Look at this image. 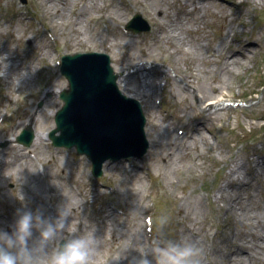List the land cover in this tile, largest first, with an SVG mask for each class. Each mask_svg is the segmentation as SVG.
I'll return each instance as SVG.
<instances>
[{
	"label": "rangeland",
	"instance_id": "374dc122",
	"mask_svg": "<svg viewBox=\"0 0 264 264\" xmlns=\"http://www.w3.org/2000/svg\"><path fill=\"white\" fill-rule=\"evenodd\" d=\"M89 1L92 0H26L23 9H27L35 20L29 22L21 20V8L17 10L16 0H0V11L3 12L0 18V64L2 66L12 64L9 72H13V77L10 78L6 71L0 69V114H6L5 121L0 124L1 153L8 146L20 145L17 138L29 124L33 129L34 138L37 131L51 129L49 130L51 132L55 128L54 113L63 103L61 100L52 99L44 105V101L49 98L45 93L52 87L67 86V79L56 73L58 67L55 63L67 54L96 51L113 54L115 60H122L127 52L123 59L129 62L142 61V55L146 53V58L154 63L157 71H166L173 78L170 80L164 100L163 113L166 116L175 115L177 119L190 121L196 114L205 112L209 102L215 103L217 100L230 108L220 109L217 114L210 113L207 108V113L211 117L205 118L206 126L214 128L216 125V134L205 131L212 148L198 145L199 147L191 150L189 154H180L171 166L172 170L168 171L169 165L166 164L162 147L157 145L159 139L153 132V116L149 115L147 105L145 115L150 116L148 136L152 142L148 154L144 159L106 161L103 164V175L97 179L112 185L115 189L118 188L121 193L126 190V185H130L135 174L141 176L140 186L129 196L130 199L122 197L119 193L111 196L108 193L109 189L89 187L88 184L98 182L87 177L86 172L90 170L91 164L85 155H77L75 148L56 147L51 141H47L48 148L45 146L38 150L33 148L46 164V175H40L37 168L36 170L29 168L28 171L27 167L19 164L15 165L16 170L22 171L24 175L31 173L32 182L16 179L10 173L3 174L4 176L0 178V228L10 230L9 225L14 220L15 210L21 207L33 211L41 208L47 215L45 201L51 198L56 206L59 205L55 192L58 188L56 183L69 177L80 186L81 191L75 192L62 182L64 187L85 207V212L80 217H72L78 221H72L70 228L73 231L78 230L80 234L95 233L105 243L104 251L98 256L94 255L93 264H111L116 261L112 253H118L115 251L119 249L111 241V236H107L105 241L104 233L98 230L95 222L96 215L105 218L111 214L107 200L112 199L119 208L126 210L127 216L120 219L122 221L135 219L136 225H133V228L142 235L143 216L146 211L139 212L137 205L141 200L143 205L147 206L143 202V196L150 184L154 186L153 197L158 205L155 217L157 235L159 233L168 239L186 237L192 242L190 232H199L195 234L198 237V243L195 244L202 249L201 257L209 259L211 251L219 245L217 241L219 235H216L217 228L214 225H204L203 221L208 216L206 220L210 219L218 226L225 228L229 225L227 229L225 228V236L243 243L241 240L247 229V226H244V219L235 218L232 221L230 214L226 213V207L216 203L210 193L220 184L225 186L226 178L223 173L228 168L230 157L246 161L247 166L254 167L253 161L257 159L255 153L264 155V0H226L227 2L223 0L219 1L220 3L217 0H96L94 6L84 9ZM230 1L234 5V2H245L249 12L245 18L246 25L238 27L241 30L238 38L242 40L240 46L245 45L243 47L245 56H238L240 68L231 66L225 70L221 66V70L217 71L216 61L206 62L202 56L209 51V46L215 52L221 49L224 54L228 52H225L228 40L220 42V36L223 33L221 15L231 14L230 9L233 7L228 3ZM158 6L167 10V17H164L163 13L158 14L161 24L164 25L160 28L159 23L150 21V17H154L150 12L156 11ZM62 7L65 13L61 19H56L55 17L62 13ZM135 14L141 15L149 29L151 28L150 32L145 33L144 40L127 38L120 33L119 25H126ZM103 22L107 23V27ZM45 28H49L57 39H53L56 44L53 49L47 42ZM105 29L111 30V33L106 34ZM167 34H171L170 40L166 39ZM201 39L203 47L196 52L190 44L196 45ZM234 40L233 49L235 47L233 44H236V39ZM234 57L236 55L228 57L230 63ZM191 58H194L193 61ZM217 59L222 60V56ZM117 71H122L117 77L119 81L125 76L126 70L122 68ZM27 75L32 76L31 81ZM205 93L209 94L206 102L203 99ZM220 95H226L228 99L224 100ZM154 98L155 96L152 100ZM30 116L33 120L34 117L37 119L36 124L30 123ZM157 121L161 126L170 127L176 135L178 128H185L178 125L175 129L159 117ZM158 132L159 129L156 133ZM159 137L161 142L165 140ZM31 148L32 146L29 149ZM66 150L76 156L77 164L65 157ZM165 154L169 157L174 156L175 150L169 147ZM3 157L7 158L5 152ZM133 165L140 168L130 167ZM143 166L151 169V176L158 181L155 185L152 181L149 183L148 177H145L147 175L143 176L141 173ZM5 167L3 160H0V171ZM242 173L244 187L235 192L241 196L242 202L245 201L247 209L252 208L259 212L264 206L261 200V197L264 199V179L262 178L263 181L250 179L245 170H242ZM34 184H37L39 189L34 187ZM50 185L54 187V193H51ZM98 190L103 195H98ZM86 199L87 203H84ZM197 206L202 212L195 218L192 214L195 213L194 209ZM93 211L95 213H92ZM161 217L167 218L163 228L159 224ZM138 224L141 226L137 227ZM84 225H87L86 230ZM88 226L91 231H88ZM122 244L123 242L119 245ZM221 247L225 248L227 245L223 244ZM215 251L212 252V256L218 257L216 259L213 256L215 264H234L233 260L226 259L225 252L215 254Z\"/></svg>",
	"mask_w": 264,
	"mask_h": 264
},
{
	"label": "bare ground",
	"instance_id": "6f19581e",
	"mask_svg": "<svg viewBox=\"0 0 264 264\" xmlns=\"http://www.w3.org/2000/svg\"><path fill=\"white\" fill-rule=\"evenodd\" d=\"M217 2L220 3L219 0H217ZM95 3L96 0L89 1L87 4H85L86 6L84 5L85 6L84 9L90 6H94ZM234 3L235 5L233 7L235 9V12L231 13L230 15L229 14L221 15V17L223 18V23L221 24L223 33L220 36L221 37L220 42H224L225 40H228V42L226 43L227 46L225 47V52L227 51L228 52L224 54L222 49L215 52L209 46L208 47L209 51L202 56V59L206 62L216 61L215 64L217 65L216 67L217 71L221 70V66L225 70L229 69L231 66L237 69L240 68V65L238 64L239 63L238 56H242V57L245 56L244 53L245 51L243 48L245 47V45L243 47L240 46L242 40H240L238 36L241 35L240 33L241 30L238 27L243 26L245 24V18L247 17L249 12L246 8L245 2H239V3L234 2ZM237 5L239 8L237 7ZM155 10L156 11L153 10L150 12L153 13L154 15V17H150V21H155L156 23H159L158 28L162 26L164 27V25L161 24L162 22L158 14L163 13L165 17L167 15V10L161 6L156 7ZM61 11L62 13L58 11V13L60 14L58 15V17H55L56 19L57 18L61 19V17L64 15L65 13L64 7H62ZM30 18L31 20L33 19L32 15L30 16ZM170 26H172V24ZM109 33H111V30L109 31ZM171 34L170 35L167 34L166 39L170 40ZM234 39H236V44H233L235 45L233 49L232 42L235 41ZM50 40L51 39H48L47 42L49 46L52 48L53 44L51 43ZM190 46L193 50L198 52L203 47V41L201 39L199 42H197L196 45L190 44ZM87 52H92V51H87ZM254 52H256L255 49ZM132 53L130 52V54ZM230 54H234V55H230ZM235 55L236 57H234V59H232L230 63L228 57ZM124 56L123 58H125ZM219 56H222V60L217 59ZM253 56L254 55H252V57ZM111 57L113 58V59L111 58L113 62V69L116 73L122 72V71H117V69L119 70L123 68L124 70H126L125 76L123 78H120V80L117 82L121 91L129 97L138 99L143 105V107L147 108V105L149 106L148 109L149 115L153 116V120H152L153 128H154L153 132L154 134H156L157 138L159 139L157 145L161 146L163 149L166 164L169 165L167 168L168 171L172 170L171 166L174 165L175 163L174 161L177 159V157L180 154L181 155L189 154L191 150L196 149V147L199 146H203L204 148L208 147L209 149L212 148L209 139L206 137L205 131H210L211 133L216 134L215 132L216 125L214 126V128H209L206 126L205 118H209L210 116V114L207 113V108H209L210 113L217 114V112L220 109H227L230 107L225 106L223 102L217 100L215 103L209 102V105L205 108V112L202 111L201 114L199 113L195 115V117L193 118L195 121L194 125L192 118L190 119V121H182L180 119L174 120L172 117L166 116L163 113L164 110H162L161 107L158 105L159 101L161 102V100H159L160 95H162L163 90L167 89V82H165V84L162 85L161 79L169 78L173 80V78H171L170 73H167L166 71H161V72L157 71V67L153 65L154 63L150 61L148 58H146L147 57L146 53L145 54L143 53L142 61L130 60L129 62H127L123 58L122 60H115V55L113 54H111ZM86 59L87 57H85L81 61L82 66L80 65L79 62H74V64L70 65V69L74 71V70H78L80 67L90 66V63L86 62L87 61ZM193 59L191 58L192 61ZM10 66H12V64H6L3 66L0 64V69L6 71L8 73V77L11 78V76L13 77V72L12 71L9 72ZM27 78H29V80L31 81L32 76L28 77L27 75ZM56 89H62V88L52 87L51 94H56L55 93ZM213 91L216 92L218 90H213ZM47 93L49 94L48 91ZM153 96H155V98L152 100ZM220 96H222L224 100L228 99L226 95L224 96L220 95ZM208 98H209V94L205 93L203 96L205 102L208 100ZM152 101H153V105H152ZM163 103L165 104V102ZM158 117L161 118V120L164 123L166 122L172 125V127L175 129L178 125H182L185 127L186 131H184L182 135H176L172 132L170 127L165 125L161 126V124H159L157 121ZM147 123H148L147 125V136H148L150 135L149 133L150 116L147 117ZM254 128H257V126H254ZM157 129H159L158 134L156 133ZM159 136L163 137L165 140L161 142ZM35 137L36 139H34V145H35L34 148L35 150L41 149L43 135L37 133ZM148 140L150 145H152L149 136H148ZM169 147L175 150L174 156L169 157L168 155L165 154V151ZM4 152L7 155V158L3 157ZM255 157L257 159L253 161L254 167L247 166L246 161L239 160L237 158L235 159L234 157H230L229 162L227 164L228 168L223 173V175L226 178L225 186H223V184H220L217 189L214 188L212 190V193H210L214 197V201L216 203H220L221 205L226 207L227 209L226 213L230 214V218L232 221L235 218L244 219L245 221L244 226H247V229L245 230V235L243 236V240H241V242L243 243H239V241L236 242V240H230L229 237L225 236L226 235L225 228L228 227L229 225H227L225 228L222 226H218V224L217 223L215 224L212 220L210 219L206 220L208 218L207 216L205 217V221H203V223L205 226L214 225L217 228V232H219L220 235V237L217 239V241H219V245L211 251V258L208 259L205 256L200 257V264H215L214 257L218 259L216 255H213L214 257L212 256V252L215 251V249H216V251L214 252L215 254L225 252L226 259L233 260L234 264H264V208L260 209L259 212L255 211L252 208L247 209L246 205H244L245 201L242 202L241 196L238 195V192H235L240 187H244V182H243L244 175L242 173V170H245V174L248 176V178L250 179L253 178V179H258L259 181H263L262 178L264 179V155L255 153ZM0 160H3V163L6 166L3 170L0 171V178L10 173V175H14L16 179L24 180L27 183H29V181L32 182L31 173L28 175H24L22 171L16 170L17 167L15 168V165L19 164L21 166L23 165V162L25 164L26 163L29 164L27 161H25L26 157L20 150H18V148L9 146L2 153L0 152ZM62 165L66 166L65 164ZM107 166L109 167V165ZM134 169H138V166H136ZM14 170H16V172H14ZM144 170L149 172L151 169L149 167H144ZM141 180L142 177L135 174L134 178L131 179L130 185H126V190H124V192L120 193L118 188L116 189V192L119 193V195H121L122 197H128V199H130L129 196L132 195V193H134L135 190H137V188H139ZM62 182L67 184L68 187L71 190H73L74 181L70 180L69 177L64 179ZM62 182L56 183L58 188L55 192L57 195L59 205L68 203V208H69L68 210L70 217L68 218V226H69L68 231L65 232V235H78L80 234L78 230L73 231L70 228V226L72 225V221H78L77 219H73L72 217H80L85 212V207L83 203L79 202V200L76 197H74L64 187ZM34 187L39 189V186L37 184H34ZM49 188L54 193V187L50 185ZM97 193L98 195L99 194L103 195V193L100 190H98ZM145 203L147 204V201ZM186 203L187 200H185V204ZM137 206L139 212L148 210V208H146L147 206L145 207L141 202V200ZM194 210L195 213L193 212L192 217L200 215L202 212L199 206H197ZM100 219H102V221L100 223L96 222V224L98 230L104 233L105 241L107 236H111V241L114 244H116L117 247L119 248L118 251H115L118 253H114L115 255L112 253V257L116 261H113L111 264H129V260L133 256L139 255L138 251L141 250L139 248L141 244H145V242L150 243L152 239L157 237V234L154 236H148L143 232L141 235L139 231L134 230L131 221L129 220L122 221L120 217L115 214H109L105 218L100 216ZM238 223L242 224L241 222ZM139 226L141 225L138 224L137 227ZM86 229H87V225H84V230ZM88 231H91L89 226H88ZM198 233L199 232H195V231L190 232L193 243H198L195 238V234ZM92 234L94 235L95 239H97L95 255L98 256L104 251L105 243L101 241L100 236H98L95 233ZM236 236L237 235H235V237ZM121 242H123V244L119 245ZM234 243H239V244L237 245ZM223 244H226L227 247L225 248L221 247ZM245 246H247L248 248ZM259 246H261L260 250H259Z\"/></svg>",
	"mask_w": 264,
	"mask_h": 264
},
{
	"label": "water",
	"instance_id": "95a60500",
	"mask_svg": "<svg viewBox=\"0 0 264 264\" xmlns=\"http://www.w3.org/2000/svg\"><path fill=\"white\" fill-rule=\"evenodd\" d=\"M140 22L138 17L129 27L147 30V26H138ZM82 60H78L81 66ZM86 60L90 66L78 69L81 73L77 80L69 76L72 90L63 95L65 106L58 117L63 132L60 141L77 144L81 152L91 156L95 170H100L108 159L115 161L141 152L144 148L142 119L139 106L121 96L116 76L104 71L105 63Z\"/></svg>",
	"mask_w": 264,
	"mask_h": 264
},
{
	"label": "clouds",
	"instance_id": "9594fccd",
	"mask_svg": "<svg viewBox=\"0 0 264 264\" xmlns=\"http://www.w3.org/2000/svg\"><path fill=\"white\" fill-rule=\"evenodd\" d=\"M68 203L56 207V215L17 209L10 230L0 228V264H93L97 239L91 233L65 235L68 231ZM167 223L161 217V228ZM138 256L129 264H200L202 249L186 237L159 236L141 244Z\"/></svg>",
	"mask_w": 264,
	"mask_h": 264
}]
</instances>
